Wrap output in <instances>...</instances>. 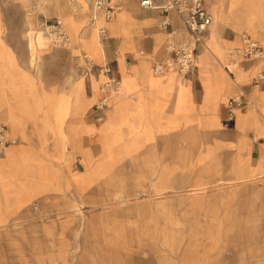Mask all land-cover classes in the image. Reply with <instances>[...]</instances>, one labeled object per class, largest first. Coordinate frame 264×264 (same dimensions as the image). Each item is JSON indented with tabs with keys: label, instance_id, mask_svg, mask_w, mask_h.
I'll use <instances>...</instances> for the list:
<instances>
[{
	"label": "crops",
	"instance_id": "1",
	"mask_svg": "<svg viewBox=\"0 0 264 264\" xmlns=\"http://www.w3.org/2000/svg\"><path fill=\"white\" fill-rule=\"evenodd\" d=\"M110 1L112 18L91 24L86 0L74 11L59 0L51 16L70 35L65 48L37 50V36L29 46L0 15V122L16 139L0 153V227L49 198L99 201L118 190L124 205L97 211L122 212L125 232L133 215L141 225L153 211L168 246H180L182 233L191 247L204 233L210 264L264 261V80L252 81L264 72V0H204L213 22L187 75L153 71L167 46L186 36L175 14ZM167 18L178 35L159 28ZM244 37L260 45L261 59L237 56ZM110 78L115 91L103 86ZM235 96L249 102L229 116ZM105 98L97 120L94 105Z\"/></svg>",
	"mask_w": 264,
	"mask_h": 264
},
{
	"label": "rangeland",
	"instance_id": "2",
	"mask_svg": "<svg viewBox=\"0 0 264 264\" xmlns=\"http://www.w3.org/2000/svg\"><path fill=\"white\" fill-rule=\"evenodd\" d=\"M24 1H30L33 7L23 10L14 0H0V15L10 22L9 32L28 39L29 46L37 36V50L45 43L55 45L46 39L41 25L43 20L60 17L51 16L53 8L60 10L59 0ZM70 22L74 29L76 23ZM85 74H90V70ZM122 196L118 190L109 196L106 189L99 201L68 195L36 203L0 227V264H210L205 257L204 233L197 234L195 242L192 238L191 247L180 233V246L172 247L158 232L153 211L142 217L141 225L138 216L133 215V229L128 232L122 221L119 223L122 212L120 216H108L101 215L107 211H97L123 206L126 201ZM175 235L178 237L179 233Z\"/></svg>",
	"mask_w": 264,
	"mask_h": 264
},
{
	"label": "built area",
	"instance_id": "3",
	"mask_svg": "<svg viewBox=\"0 0 264 264\" xmlns=\"http://www.w3.org/2000/svg\"><path fill=\"white\" fill-rule=\"evenodd\" d=\"M78 0H66V4L71 10H77ZM92 10L93 18L90 23H95L99 18L104 21H109L112 18L114 7L111 5L110 0H86ZM139 6L142 9L155 10L160 15L167 16L170 13L175 14L179 21H181L183 28L185 29L186 36L175 44H169L167 46L168 55L164 58L153 62V71L156 74H163L167 71L175 70L180 75H187L195 68V54L199 46L203 44V33L212 24L213 17L205 6L204 0H140ZM159 28H165L169 30V34L174 36L178 35L179 31L176 26L170 21L165 19L159 23ZM46 35L49 41L55 44V46L68 47L70 45V39L67 36L63 23L59 17H56L48 22L44 26ZM98 32L106 37V28L104 26L98 27ZM238 57L247 60L261 59L263 56V50L260 45L250 39L244 37L242 39V46L235 50ZM101 71L107 72L108 66L105 65L100 68ZM264 80V72H259L252 81L259 83ZM103 86L115 91L118 87V80L110 78L103 83ZM249 101H245L240 96L232 97L227 102V111L229 116L237 107L244 106ZM108 108V98L101 99L94 105V110L101 113L97 116V120L103 118L102 114ZM16 139L11 137L8 132V127L0 122V153L4 150V147L8 144H14Z\"/></svg>",
	"mask_w": 264,
	"mask_h": 264
},
{
	"label": "bare ground",
	"instance_id": "4",
	"mask_svg": "<svg viewBox=\"0 0 264 264\" xmlns=\"http://www.w3.org/2000/svg\"><path fill=\"white\" fill-rule=\"evenodd\" d=\"M61 20V19H60ZM62 21V20H61ZM62 23H63V21H62ZM63 26H64V23H63ZM64 29H65V26H64ZM65 32H66V34H67V36L69 37V39H70V35L68 34V32H67V30L65 29ZM58 47V46H57Z\"/></svg>",
	"mask_w": 264,
	"mask_h": 264
}]
</instances>
